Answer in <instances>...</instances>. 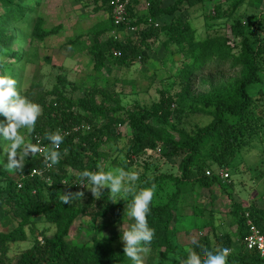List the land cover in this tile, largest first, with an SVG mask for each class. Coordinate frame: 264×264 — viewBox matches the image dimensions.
Instances as JSON below:
<instances>
[{"label": "trees", "instance_id": "1", "mask_svg": "<svg viewBox=\"0 0 264 264\" xmlns=\"http://www.w3.org/2000/svg\"><path fill=\"white\" fill-rule=\"evenodd\" d=\"M92 1L95 5L99 3L100 9L106 8L108 17L93 24L87 36L69 41L70 50L74 54H86L94 72L110 67L129 71L140 64L142 73H146L149 52L154 44L161 43L171 57L174 70H170V78L177 81L180 90L168 95L161 92L160 100L150 107H125L113 86H76L58 76L51 90L39 94L36 102L41 107V115L34 130L27 132V141L39 143L44 147L43 152L29 157L19 172L0 165V223L4 227L13 226L8 231L0 230V264H133L126 261L120 233L103 238L95 232L82 245L68 241L78 217H88L95 223L128 207L127 201L113 203L110 194L104 191V197L94 198L92 203L87 201L86 206L62 202L64 194L81 192L80 187L74 186L79 182L80 173L96 170L105 162L108 154L101 146L120 140L123 126L129 129L128 159L121 164L125 169L133 164V159L148 155L158 147L170 148L172 155L181 157L179 176L160 173L139 185L154 189L167 180L175 185L167 201L150 206L147 219L155 236L146 246L148 254L144 264H169L179 255L175 243L179 218L174 210L187 192L192 194L196 187L207 190L209 196L216 188L226 193L231 200L229 215L236 229L233 235L216 234L213 244L208 235L198 237L191 232L199 247L192 244V239L189 249L201 255L202 260L205 251L228 249L227 264H259L258 252L246 249L244 239L248 218L264 234V207L254 199L243 207L227 192V180L210 169L219 166L223 170L222 167H228L251 147L254 140H263L260 132L264 131V27L261 32L252 29L250 23L235 22L231 33L240 40L233 45L219 32L199 39L191 24L174 14L184 4L192 7L203 0H175L168 6H162L161 0H148V6L142 5L143 9L142 2L136 0L129 7V15L136 18L133 25L137 32L128 35L125 26L114 25L108 0ZM243 2L233 1L226 16L231 17ZM41 4L44 0H0V75L14 78L15 68L23 66L32 41H43L63 28V25L47 27L45 20L36 14ZM225 13L217 4L209 18L220 19ZM167 16L172 17L169 23L154 25L156 20ZM119 31L128 37L120 39ZM176 54L180 56L179 64L172 58ZM69 89L79 92L76 99L68 94ZM193 113L209 116L211 121L187 130L173 120ZM0 123H6L3 116ZM55 131L64 136L59 148L61 156L53 168L45 169L44 154L52 146L44 135ZM6 147L0 137V157ZM33 170L40 174L31 175ZM70 171L78 174V181L72 183L68 177ZM66 184L71 185L66 188ZM37 219L53 225L55 232L49 234L43 229L38 238ZM26 229L34 239L14 260L8 256L10 245L26 241ZM187 256L188 252L176 264H184Z\"/></svg>", "mask_w": 264, "mask_h": 264}, {"label": "rangeland", "instance_id": "2", "mask_svg": "<svg viewBox=\"0 0 264 264\" xmlns=\"http://www.w3.org/2000/svg\"><path fill=\"white\" fill-rule=\"evenodd\" d=\"M89 1L45 0L44 4L37 8L36 14L45 20L47 27L63 24L64 28L60 32L47 36L43 41L35 39L32 41L27 57L22 63L23 66L15 68L16 70L14 71L16 74L14 78L17 81V89L20 94L36 102L39 94L42 95V93L52 89L58 76L65 77L70 84H75L76 86H113L119 92L121 103L125 107L134 105L150 107L160 100L161 92L164 95L179 92L180 85L173 78H170V70L172 72L174 70L171 69V57L161 43L154 44L153 49L149 52L150 60L145 65L146 73H142L143 66L140 64L129 71L110 67L94 72L90 69L88 64L89 57L86 54H74L70 50L67 43L77 36H87V30L94 24L96 17L102 15L100 14L101 10H107L106 8L99 9L95 12L93 11L94 5L91 4L92 1ZM161 1L162 6H168L173 4L175 0ZM233 1L235 0H203V2L192 7L184 4L174 16L186 19L196 31V36L199 39H203L214 32H219L225 35L233 45V43L236 44L240 40L239 37H234L231 33V25L235 22L250 23L252 29L262 32L264 27V0H244L232 16L227 17L226 14L229 12ZM83 2H87L90 5L85 7ZM217 4H220L226 13L224 17L214 20L209 18V14ZM31 18H34V14L31 15ZM132 18L136 20L135 17ZM171 19L172 17L170 16L162 17L159 18V22L165 24L169 23ZM117 37L124 39L128 36L124 32L119 31ZM160 39L162 40L163 37ZM235 52H237V49H235ZM172 58L176 64L180 63L179 54L174 55ZM68 94L76 99L79 92H71V89H69ZM173 109H175L174 106H172ZM173 120L179 127L192 130L197 126L208 124L211 118L203 114L193 113L182 115L178 119ZM27 132V129H20V134L24 136L26 141ZM121 134V139L116 143L111 142L101 146L108 154L104 157L106 159L105 162L102 161L100 163V167H104L105 170L123 167L121 165L123 161L127 162L126 138L129 134L128 127L123 126ZM260 134L263 136L262 141L254 140L253 145L245 149L243 153H240L228 167H222L223 171L229 174V178L226 181L228 184L227 192H231L233 198L240 202L243 207H247L253 199L256 200L258 205L264 207V131L262 130ZM5 145L7 146L6 141ZM6 149L7 147L2 150V156ZM171 150L170 148L163 149L160 147V151L156 148L155 151L149 152L148 155L133 159V164L128 170H137L139 172L138 185L151 180L160 173L179 176L181 157L172 155ZM6 162L5 157L4 163ZM0 165L1 167H6L2 165V162H0ZM9 170L11 171V169ZM210 170L211 172H217V174L222 171L219 166H212ZM68 177L72 179V183L78 181V174L74 171H70ZM71 184H66V188H69ZM173 189H175V185L168 180L155 187L151 205L167 201ZM103 191L107 192L108 189L105 188ZM81 192L84 193L83 196L78 200H74V204L80 203L86 206L89 204L87 201L93 202L94 197L89 189L83 187ZM192 194L187 192L174 210L179 218L175 242L179 255L175 256L176 258L172 259L169 264H176L179 260L178 258L187 254L190 242L193 239L191 232H195L198 237L208 235L213 244L215 243L216 234L219 236L220 232H222L233 235L236 229L235 222L229 215L231 200L226 193L216 188L213 194L209 196L207 190L196 187ZM127 209L128 207L114 215L111 214L105 219H98L95 223L88 217H78L70 231L68 241L82 245L95 232H98V236L103 238L119 234L120 229L121 231L124 230L133 222L127 215ZM12 228V225L4 227L0 223L1 231H8ZM35 228L38 238L41 237L40 234L43 229H46L49 234L55 232L53 225L41 219H37ZM26 233V241L10 245L8 256L14 260L18 258L21 251L32 244L34 235L30 233L29 229H26ZM147 254V250L142 253L143 260H145ZM126 261L130 262L131 260L127 258Z\"/></svg>", "mask_w": 264, "mask_h": 264}, {"label": "clouds", "instance_id": "3", "mask_svg": "<svg viewBox=\"0 0 264 264\" xmlns=\"http://www.w3.org/2000/svg\"><path fill=\"white\" fill-rule=\"evenodd\" d=\"M40 115V105L20 94L17 81L9 75H0V116L6 120V123H0V137L7 142V149L0 157V161L7 169L22 171L26 160L41 152L39 143L27 142L20 134L22 128L31 133ZM44 139L52 146L47 150L46 161L50 166L56 165L61 156L59 148L64 142V136L59 131L48 132L45 133ZM5 157L6 163H4ZM138 181L137 170H127L123 167L105 170L104 167L97 166L96 170L82 171L78 184L89 189L96 199L104 197L103 190L107 188L111 202H128L127 215L133 222L122 232L120 229L123 252L133 264H144L142 253L147 250L146 246L151 244L155 236V230L149 226L147 219L154 190L151 187L139 186ZM83 194V192L74 195L64 194L62 202L69 205ZM192 244L199 247L196 239L192 240ZM203 255L205 258L202 260L201 255L189 249L184 264H227L229 251L228 249L216 252L205 251Z\"/></svg>", "mask_w": 264, "mask_h": 264}, {"label": "built area", "instance_id": "4", "mask_svg": "<svg viewBox=\"0 0 264 264\" xmlns=\"http://www.w3.org/2000/svg\"><path fill=\"white\" fill-rule=\"evenodd\" d=\"M136 0H108V6L111 8V17L115 26H125V31L128 35H135L137 32V27L134 24L135 20L132 16L129 15V7ZM142 2L144 7L148 6V0H139ZM148 22H151V19H148ZM155 26H159L160 22L158 20L154 23ZM44 147L41 146V152H43ZM160 151V147L157 148ZM46 154H44V168L51 169L54 165H49V162L46 161ZM40 174L39 171L33 170L31 175ZM218 176L221 179L227 180L229 178V174L224 172L223 170L218 173ZM48 181V180H47ZM74 186H78L81 189L84 187L82 184H74ZM246 216H248L246 214ZM248 233L244 239V245L248 250H255L258 252L259 257L261 259L259 264H264V234L260 231V229L252 223V221L247 219Z\"/></svg>", "mask_w": 264, "mask_h": 264}, {"label": "crops", "instance_id": "5", "mask_svg": "<svg viewBox=\"0 0 264 264\" xmlns=\"http://www.w3.org/2000/svg\"><path fill=\"white\" fill-rule=\"evenodd\" d=\"M89 0H87V2H88ZM92 1V0H91ZM44 2H45V0H44ZM87 2H83L84 4H83V6H85V7H87V6H89L90 4H88ZM89 3H90V1H89ZM91 4H93L94 5V8H93V11H95V12H97V9L99 8V6H98V4L97 5H95L94 3H93V1H92V3ZM91 7V6H90ZM100 9V8H99ZM102 12L100 13V14H102L100 17H96V20H95V22H94V24L96 23H99V22H101V21H103V20H106L107 19V17H108V10H101ZM61 25H63V24H61ZM63 28H64V25H63ZM63 28H61V30L60 31H62V29ZM59 31V32H60ZM88 31V30H87ZM50 36V35H49ZM177 223H178V221H177Z\"/></svg>", "mask_w": 264, "mask_h": 264}]
</instances>
